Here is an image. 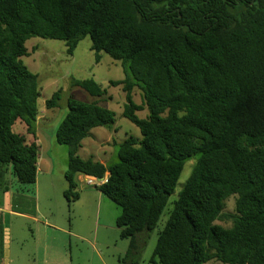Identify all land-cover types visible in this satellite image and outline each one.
<instances>
[{
	"label": "trees",
	"instance_id": "obj_1",
	"mask_svg": "<svg viewBox=\"0 0 264 264\" xmlns=\"http://www.w3.org/2000/svg\"><path fill=\"white\" fill-rule=\"evenodd\" d=\"M87 36L122 63L125 79L111 84L123 86L124 117L142 138L116 143L112 164L81 158L84 140L111 129L115 114L98 104L106 91L95 80H72L56 130L68 146L69 206L80 198L79 176H107L95 188L121 209L116 226L130 264L165 215L153 252L161 264H264V0H0L1 179L10 170L24 187L37 182L40 92L20 60L26 42L60 40L73 53ZM136 88L142 105L132 100ZM80 90L94 100H78Z\"/></svg>",
	"mask_w": 264,
	"mask_h": 264
},
{
	"label": "rangeland",
	"instance_id": "obj_2",
	"mask_svg": "<svg viewBox=\"0 0 264 264\" xmlns=\"http://www.w3.org/2000/svg\"><path fill=\"white\" fill-rule=\"evenodd\" d=\"M26 47L28 48V54L22 56L20 60L30 72L38 76L40 96L37 100V107L39 116H46L40 121L41 132L43 131L45 137V145L40 150L38 149V153L41 154L47 151V156H45L47 163L44 164L46 168H43L42 160L39 158L37 167L39 168L40 185L42 187L47 186L44 195L41 194V198L38 199V203L41 212L47 218L50 217L55 224L53 237L50 239L51 264H75V261L79 262L78 264H130V259L126 260L125 258L129 240L120 238V231L116 226V219L121 214V209L107 197H103V210L99 218H97L99 214L96 215V209L100 206L98 203L96 205L95 200H90L94 206V211L91 210V207L85 209L92 215L91 220L93 219L94 222L88 223L87 218H83V213H81L83 217L79 223L83 222L87 225L84 234L89 237L90 242L87 241L88 239L84 240L87 242L78 241L76 237H73L71 240L73 248L70 251L67 243L69 236L60 232L59 228L65 226L69 228V224L72 228L73 225L75 227L80 216L76 213L75 206L70 207L63 195L66 185L63 172L67 170L68 146L58 144L54 138L59 124L62 123L68 112V101H70L72 94L76 92L72 87V80L82 81L87 79L95 80L106 91V97L100 100L98 104L105 106L115 114V125L111 129L94 128L89 138L84 140L83 147L79 150L78 155L83 159L93 158L95 161L112 164L118 160V145L116 143L121 144L131 136L142 138L136 125L124 117L128 100L126 93L123 91V86L111 84L113 81L121 82L125 79L122 63L119 60L112 59L105 52L97 53V51H94L89 36L79 43L73 53H69L64 41L51 40V38H32L26 42ZM57 92H60L57 107L47 108L46 101L51 100ZM77 96V99L81 101L92 102L94 100L81 90L77 93ZM132 100L136 105L144 103L141 90L137 88L134 90ZM136 115L144 120L149 113L147 109H141L136 111ZM49 164L53 166L52 177H48L46 173ZM191 172L192 162L186 164L176 192L170 197V201L176 198ZM45 179H47V182L44 181ZM79 189L81 194H83L84 189L98 191L94 186L87 185L85 180L79 182ZM234 205V197L229 198L225 208L226 217L234 214ZM166 219H168V215L160 219L158 227L149 234L144 248L137 256L138 264H161L157 258L153 257V252L158 240V230L164 228ZM230 221L225 220L217 223L228 226L231 224ZM90 230L91 233L87 235ZM71 256L73 262L70 261Z\"/></svg>",
	"mask_w": 264,
	"mask_h": 264
},
{
	"label": "crops",
	"instance_id": "obj_3",
	"mask_svg": "<svg viewBox=\"0 0 264 264\" xmlns=\"http://www.w3.org/2000/svg\"><path fill=\"white\" fill-rule=\"evenodd\" d=\"M45 117L39 116L36 123L39 150L45 145V137L43 136V131L41 132L40 123ZM54 138L56 140V135ZM45 156H47V151L39 154L43 168H46L44 164L47 163ZM50 161L52 162L51 159ZM101 162L104 163L103 161ZM38 170L37 182L34 187L20 185L10 173V170L6 172L2 179L0 178V264H51L52 262L50 239L53 237L52 233L55 224L50 217L47 218L41 212V208L39 207L38 199L41 198V194L44 195L47 185H44V187L40 185ZM52 170L53 166L49 164V169L46 170L48 177L53 176ZM65 171L63 172L64 174ZM84 178L85 176H79L78 182H81ZM44 181L47 182V179ZM66 187L67 183L64 187L65 190ZM81 195L79 200L74 203L76 213L80 216L78 223L75 227L73 225V228L70 224L69 228L66 226L59 228L60 232L69 236L70 240L68 239L67 243L70 251L73 248L71 243L73 237H76L78 241L90 242L89 237L84 234L87 225L83 222L79 223L82 221L81 218L83 216V218H87L88 223L93 221V219L91 220L92 215L85 210L91 207V210L94 211V206L90 200H95L96 205L98 203L100 206L96 209V215L97 213L99 214L97 218L101 216L103 210L102 201L105 196L102 192L94 191V189H84ZM81 213H83V216ZM90 233L91 230L87 232V235ZM70 261L73 262L72 256L70 257ZM78 263L75 261V264Z\"/></svg>",
	"mask_w": 264,
	"mask_h": 264
},
{
	"label": "built area",
	"instance_id": "obj_4",
	"mask_svg": "<svg viewBox=\"0 0 264 264\" xmlns=\"http://www.w3.org/2000/svg\"><path fill=\"white\" fill-rule=\"evenodd\" d=\"M84 180L89 186L100 187L107 182V176L103 179L94 178V176H85Z\"/></svg>",
	"mask_w": 264,
	"mask_h": 264
}]
</instances>
